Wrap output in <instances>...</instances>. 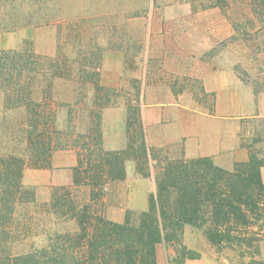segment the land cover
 <instances>
[{
	"label": "rangeland",
	"instance_id": "rangeland-1",
	"mask_svg": "<svg viewBox=\"0 0 264 264\" xmlns=\"http://www.w3.org/2000/svg\"><path fill=\"white\" fill-rule=\"evenodd\" d=\"M245 9L243 3H237L230 12L234 31L231 21L219 9L193 12L188 0H0V64L6 60L2 52L20 53L19 63L26 64V97L33 102L45 98L54 110L55 126L59 129L64 127L71 110L72 126L83 131L89 122L93 95L91 85L80 93L78 71V79L68 80L62 75L63 78H53L49 86V73L57 74L59 70L46 59L57 57L59 50L63 60L76 59L75 68L89 58L90 63L100 64V84L117 92L112 97L116 103L112 108L121 111L113 116L120 127L125 123L127 103L138 98L141 108L146 90L151 95L161 86L171 88L174 94H191L200 108H208L213 104V96L201 92L198 78L187 76L190 64L192 68L197 62L214 67L233 65L243 82L264 89V34L255 31L259 24L250 10L240 14ZM201 72L205 73V69L201 68ZM14 73L11 68L0 71V155L22 156L29 165L26 168L33 169L31 164L36 156L29 158L26 153V119L33 121L34 105L27 107V111L14 106L15 98L7 88L8 81L16 80ZM161 83L164 85H158ZM39 110L41 107L35 113ZM263 132L264 119L243 121L241 134L246 143L254 141L253 149L260 157L264 156ZM164 149L169 153L168 147ZM173 156L170 157H180L178 147ZM153 171L145 187L154 192ZM122 182L106 185L102 198L92 204L94 211L108 220L110 215L117 217L124 212L121 203L127 199L120 198L124 191ZM26 188L34 191L35 201L18 209L16 219L25 230L14 243V251H27L30 245L43 246L55 233L77 231L73 220L55 219L46 211L50 196L48 200H37L36 193L40 191ZM130 213L131 222L136 224L139 213ZM259 225L252 231L261 235ZM182 245L185 255L171 245L159 244L157 264H168L174 259L187 264H249L248 259L242 260L240 256L250 255L249 251L240 254L228 246L215 247L200 230L191 227H185ZM258 246V258L264 260V239Z\"/></svg>",
	"mask_w": 264,
	"mask_h": 264
},
{
	"label": "trees",
	"instance_id": "trees-1",
	"mask_svg": "<svg viewBox=\"0 0 264 264\" xmlns=\"http://www.w3.org/2000/svg\"><path fill=\"white\" fill-rule=\"evenodd\" d=\"M188 3L193 12L219 9L231 21L234 31L236 26L230 12L237 3H243L246 9L240 14L250 10L259 24L255 31L264 34V0H188ZM2 54L6 60L2 59L0 71L11 68L15 72L16 80L8 81L7 85L15 98L14 106L27 111V107L34 105L33 121L26 119L29 129H26V153L29 158L36 156L32 168L49 167L56 151H75L77 163L72 184L51 187L45 206L55 219L73 220L78 229L74 233H55L43 246L30 245L27 251H14V243L25 230L17 222L16 214L20 207L34 203L35 193L22 183L23 171L29 166L27 160L14 154L0 155V264H157L156 247L162 243L185 255L182 245L185 227L200 230L215 247L228 246L240 254L249 251L250 255H240L249 264H264L258 258V244L264 239V185L260 175L264 156L260 157L253 149L254 141L243 143L248 149V161L236 164L232 171L215 166L209 157L171 158L166 149L148 146L137 98L126 105L125 148L105 150L101 112L116 106L112 97L117 92L100 84V64H92L89 56H84L89 59L75 68L76 59L63 60L60 50L54 59H46L59 70L57 74L49 73L50 87L53 78L64 75L73 80L78 71L80 93L86 85L93 88L89 122L84 130L72 126L71 110L64 127L59 129L55 126L54 110L45 98L33 102L26 97L27 83L23 76L26 64L19 63L20 53ZM201 92L205 94L202 87ZM40 107L42 110L35 113ZM127 161L135 163L136 172L143 178H149L154 169L155 189L136 224L131 222L129 211L123 222L116 223L92 208L102 198L106 185L125 179ZM258 223L261 235L252 231ZM173 262L184 263L177 259Z\"/></svg>",
	"mask_w": 264,
	"mask_h": 264
},
{
	"label": "crops",
	"instance_id": "crops-1",
	"mask_svg": "<svg viewBox=\"0 0 264 264\" xmlns=\"http://www.w3.org/2000/svg\"><path fill=\"white\" fill-rule=\"evenodd\" d=\"M189 68L187 76L201 81L203 92L213 94V104L200 108L191 94H174L171 88L164 86L151 95L150 90H146L142 96L145 104L141 106L146 142L153 148L168 147L171 157L178 147L179 155L184 159L209 157L215 166L232 171L236 164L248 161L242 125L244 120L264 119V89H255L243 82L233 65L214 67L210 63L197 62L193 68L190 64ZM201 68L205 73H200ZM119 113L120 109L114 111L112 107L103 109L101 113L102 146L105 150L125 148V123L120 127L113 117ZM76 163L74 150L56 151L50 158L49 167L25 168L23 184L40 191L36 193L37 200L40 197L48 200L51 187L72 184ZM260 175L264 185V167L260 169ZM148 180L136 172L133 161L125 163V179L121 184L124 191L120 195V198L127 199L121 203L125 206L124 212L117 217L110 215L109 220L121 223L126 211L140 214L147 209L149 195L153 193L151 188L145 187Z\"/></svg>",
	"mask_w": 264,
	"mask_h": 264
},
{
	"label": "built area",
	"instance_id": "built-area-1",
	"mask_svg": "<svg viewBox=\"0 0 264 264\" xmlns=\"http://www.w3.org/2000/svg\"><path fill=\"white\" fill-rule=\"evenodd\" d=\"M168 264H187V263H177V262H170Z\"/></svg>",
	"mask_w": 264,
	"mask_h": 264
}]
</instances>
